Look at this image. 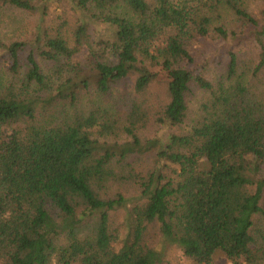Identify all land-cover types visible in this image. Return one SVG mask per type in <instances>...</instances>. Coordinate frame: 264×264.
<instances>
[{
	"label": "trees",
	"instance_id": "1",
	"mask_svg": "<svg viewBox=\"0 0 264 264\" xmlns=\"http://www.w3.org/2000/svg\"><path fill=\"white\" fill-rule=\"evenodd\" d=\"M0 1L40 15L30 36L0 38V264H165L166 244L193 264H264V98L251 88H264V8ZM210 33L252 38L253 65L228 50L215 83L195 72L189 45ZM194 88L209 96L184 130Z\"/></svg>",
	"mask_w": 264,
	"mask_h": 264
},
{
	"label": "rangeland",
	"instance_id": "2",
	"mask_svg": "<svg viewBox=\"0 0 264 264\" xmlns=\"http://www.w3.org/2000/svg\"><path fill=\"white\" fill-rule=\"evenodd\" d=\"M245 5L246 9L252 15L258 16L260 11L264 8V0H246ZM49 11L50 13H53L54 6L50 7ZM39 19L40 15L38 12L33 14L22 9H17L9 4H3L0 1V38L5 41L24 39L31 35L36 25L39 23ZM231 19V17L226 18L228 25L235 27V21L233 22ZM189 46L190 52L193 53L197 62L195 68L192 66L195 72L201 71V68H206L205 71H203L204 77L214 83L224 72L227 63L228 50L239 51L244 61L243 63L250 66L253 65L254 57H256L257 52L255 42L252 38L227 42L219 40L214 33H210V36L206 40H192ZM86 52V50L82 51V53L78 55V59L83 60L86 56ZM201 65H204V67H201ZM258 78L263 82V79L260 77ZM129 81L131 80H128V84H130ZM118 87L115 96L122 100L125 94L130 93V87L123 83ZM251 88L264 98V88L260 84L252 80ZM163 89V85L157 84L152 86L150 91H148L146 97L150 106L154 108L157 107L159 101L163 98V95L161 94ZM208 96L209 92L205 90L195 88L192 90L188 99V119L183 125L184 130H188L193 121L199 118L201 114V104L207 100ZM154 127L155 126L149 127V135L153 133L151 131L155 129ZM167 130L169 132L177 131V129L174 128H169ZM142 159L144 161L148 160L147 163H149L150 158L143 157ZM165 255L167 260L165 264H193L192 261L184 256L181 250L174 245L166 244ZM213 264L231 263L221 254H218L214 257Z\"/></svg>",
	"mask_w": 264,
	"mask_h": 264
}]
</instances>
